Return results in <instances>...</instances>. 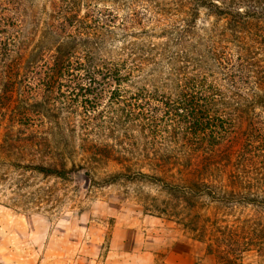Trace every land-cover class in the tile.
Listing matches in <instances>:
<instances>
[{"label": "trees", "instance_id": "16d2710c", "mask_svg": "<svg viewBox=\"0 0 264 264\" xmlns=\"http://www.w3.org/2000/svg\"><path fill=\"white\" fill-rule=\"evenodd\" d=\"M108 166L216 264L264 260V0H0L13 202Z\"/></svg>", "mask_w": 264, "mask_h": 264}, {"label": "rangeland", "instance_id": "374dc122", "mask_svg": "<svg viewBox=\"0 0 264 264\" xmlns=\"http://www.w3.org/2000/svg\"><path fill=\"white\" fill-rule=\"evenodd\" d=\"M113 166L91 173L86 188L26 174L24 205L13 202L19 170L0 168V264H216L178 224L144 211L140 197H158L145 184L104 185ZM243 264H264L254 252Z\"/></svg>", "mask_w": 264, "mask_h": 264}, {"label": "water", "instance_id": "95a60500", "mask_svg": "<svg viewBox=\"0 0 264 264\" xmlns=\"http://www.w3.org/2000/svg\"><path fill=\"white\" fill-rule=\"evenodd\" d=\"M79 176H80V178H81V180L83 182L84 188H86L87 185H88V177L85 174H83V173H80Z\"/></svg>", "mask_w": 264, "mask_h": 264}]
</instances>
